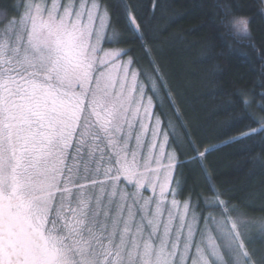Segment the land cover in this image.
Masks as SVG:
<instances>
[{"label":"snow or ice","instance_id":"snow-or-ice-1","mask_svg":"<svg viewBox=\"0 0 264 264\" xmlns=\"http://www.w3.org/2000/svg\"><path fill=\"white\" fill-rule=\"evenodd\" d=\"M11 10L0 16V264H264L250 235L264 240V222L249 225L211 183L210 196L184 195L177 170L207 178L216 146L201 151L175 108L157 114L158 67L120 47L150 55L138 0ZM234 103L233 119L264 121ZM256 134L264 126L225 143Z\"/></svg>","mask_w":264,"mask_h":264},{"label":"trees","instance_id":"trees-1","mask_svg":"<svg viewBox=\"0 0 264 264\" xmlns=\"http://www.w3.org/2000/svg\"><path fill=\"white\" fill-rule=\"evenodd\" d=\"M14 3L16 0H0V16L4 10L7 16L15 15L11 10ZM138 4L150 55H144L139 42L120 47H132L131 55L140 59L145 72L149 71V59L158 67L163 80L157 83L155 103L159 106L155 111L163 112L162 119H166L173 116L175 108L201 151L216 146L205 160L207 178L191 164L177 170L182 172L184 195L195 190L210 196L211 183L225 194L223 198L240 217L258 226L264 222V139L256 134L239 142L225 141L249 126H264V121L233 119L240 114L241 106L234 103L238 99L249 101L248 111L258 120L264 116V97L260 95L264 92V3L138 0ZM234 16L248 18L249 34L235 32L229 24ZM176 132L183 137L179 122ZM181 159L187 161L188 157ZM252 234L251 247L257 255L264 253V240L256 231Z\"/></svg>","mask_w":264,"mask_h":264},{"label":"clouds","instance_id":"clouds-1","mask_svg":"<svg viewBox=\"0 0 264 264\" xmlns=\"http://www.w3.org/2000/svg\"><path fill=\"white\" fill-rule=\"evenodd\" d=\"M262 3H264V0H262ZM261 11H264V7L261 8ZM238 22H243V25L246 27H249V20L247 17L244 16H234L230 19L229 24L230 26L235 30V25Z\"/></svg>","mask_w":264,"mask_h":264},{"label":"rangeland","instance_id":"rangeland-1","mask_svg":"<svg viewBox=\"0 0 264 264\" xmlns=\"http://www.w3.org/2000/svg\"><path fill=\"white\" fill-rule=\"evenodd\" d=\"M124 59H127V57H125ZM149 194H150L149 192H147V191L145 192V195H149ZM241 219L245 220L247 223H249V225L252 224L251 221H249V220H246V219H244L242 217H241ZM255 231H256L255 228L250 227V235L253 236L252 233H254ZM254 236H255V234H254Z\"/></svg>","mask_w":264,"mask_h":264}]
</instances>
